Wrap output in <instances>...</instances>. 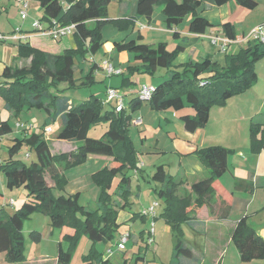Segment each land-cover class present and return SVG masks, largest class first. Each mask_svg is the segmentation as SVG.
<instances>
[{"label": "trees", "instance_id": "16d2710c", "mask_svg": "<svg viewBox=\"0 0 264 264\" xmlns=\"http://www.w3.org/2000/svg\"><path fill=\"white\" fill-rule=\"evenodd\" d=\"M37 1L42 9L40 22L44 25L48 26L51 20H55L61 25L75 26L72 34L74 46L59 54H52L34 48L28 42H20L17 44V59L29 60V65L4 66L1 71L0 100L3 110L8 111L11 117H16L22 111L37 109L44 112L45 118L40 127L41 133L25 132L13 138L7 149L8 159L0 164L6 189L22 187L25 192V200L13 212L7 213L0 208V253L5 254L8 263L23 262V222L33 214H42L49 218L53 229L67 228L72 231L62 237L65 248L62 243L58 244L56 264H74L72 257L82 237L89 241L90 247L81 257V264H112L108 257L95 248V244L116 239L115 233H119V236L122 234L119 229L123 222H118V214L130 207L133 195L129 172L141 173L128 134L129 124L132 114L143 102L137 99L136 93H131L133 97L128 102L129 108L115 112L112 104L107 109L95 95L74 103L60 94L58 87L64 84L66 89L75 90L95 83V67L92 63L85 75L75 78L77 62L99 53L103 46L101 32L107 25L123 32L132 26L135 18H144L149 22L159 9L168 30L190 16L189 33L204 34L212 25L201 14L202 11L197 12L202 3L222 6L234 2L251 10L256 2L136 0L134 18L110 19L107 8L113 0H63L64 5L61 0ZM221 28L226 36L235 38L231 24L225 23ZM176 36L174 32L173 37ZM181 50L179 46L168 50L165 43L145 44L141 37L112 43L114 53L125 52L128 58V66L120 75L122 87L133 85L129 79L132 76L152 77L157 69H164L165 78L153 86L154 91L146 104L156 112H178L190 108L193 114L181 116V121L184 129L192 133L207 124L211 107L224 105L226 100L242 94L255 84L254 65L264 58V45L249 41L236 53L227 52L222 67L207 57L196 63L174 65ZM58 118L61 126L56 139L82 144L68 153L53 155L43 130ZM100 122L107 124L104 134L97 139L88 137L90 129ZM13 131L9 120L0 118V137ZM249 145L254 154L264 151V123L260 122V117H255L250 123ZM23 146L33 152L36 158L29 165L11 159ZM194 154L208 169L207 178L188 184L182 178L171 175L162 164L157 165L150 176V180L158 185L153 191L163 205L154 220H162L172 233L173 260L169 264H198L199 257L185 243L182 230L183 227L192 230L193 213L196 210L207 206L209 214H212L217 195L218 216L225 219L230 212L231 194L220 181L228 168L230 150L211 146L196 149ZM90 155L106 156L111 161L105 168L92 174L91 179L99 189V196L92 205L83 206L79 203V193L66 194L64 171L84 164ZM46 176L51 184L46 181ZM130 220L146 221L141 211L131 213ZM32 233L33 238L39 241V233ZM231 241L241 263L264 258V240L248 225L246 217L236 223L231 232ZM136 255L137 259L141 258V250Z\"/></svg>", "mask_w": 264, "mask_h": 264}, {"label": "crops", "instance_id": "0c3cea01", "mask_svg": "<svg viewBox=\"0 0 264 264\" xmlns=\"http://www.w3.org/2000/svg\"><path fill=\"white\" fill-rule=\"evenodd\" d=\"M135 1L136 0H113L112 2H115V11L114 16L110 19L134 18ZM254 1L256 2V6L251 10L244 9L234 2H229L222 6H215L208 2L202 3L197 9V12L202 11L201 14L204 15L212 25L204 34L189 33L188 24L191 19L190 16H187L181 24L174 27L172 30H168L165 27L164 18L159 9L155 11L149 22L144 18H135L132 26L123 32L115 31V28L112 27V36H109L112 42L106 45L103 44L98 54L88 57L82 62L78 61V68L75 74L77 73V78L85 75L88 71L85 68L86 62L89 61L90 64L92 63L95 67V72L93 74L95 83L96 79H98V75L96 74L99 72L106 77L107 83L104 84L103 94L105 95L106 89L110 87L119 89L124 95L125 108H129L128 102L133 97L131 93H136L142 85L155 86L156 84H152L147 79H138L136 75L132 76L129 79L133 85L128 87V89L135 87L136 83L140 84L137 86V91L130 90L128 98H126L127 92L125 91L127 89L122 87V77L120 75L115 76L116 78L112 76L108 77L100 67V62L105 60L111 62L115 67L121 68L122 71L128 66V58L125 52L114 53L112 51L113 42L141 37L142 43L145 44L165 43L168 50H173L176 46L181 47L182 50L176 58L179 60L177 65H182L187 62H200L207 57L211 58L212 61L222 67L225 64L226 53L221 52L218 47L212 45L210 43V37L225 36L221 28L225 23H229L233 26L235 37H245L252 28L263 25L264 0ZM11 8L18 10L20 16V7L16 0H0V19L2 16H6L7 13H9ZM39 13L41 14V18L42 9L38 1L31 0L28 3L26 19L23 20L20 16L22 22L19 26H9L6 22L7 26H0V32L12 34L16 29H19L23 37L21 42H28L32 47L45 52L50 51L49 53L52 54H59L63 50L68 49L65 48V46H54L52 48L53 50H45L38 46L37 37L44 36L37 34L30 26L31 23L35 21V16ZM28 19L31 20V23L26 26L25 23ZM38 21H40V19ZM174 32L177 33L176 37H173ZM17 44L18 43L0 45V50H2V54L9 53L11 48L17 49ZM245 45L246 44L231 47L230 53H236L241 47H245ZM16 55V52L12 54V60L10 61L12 62L11 65L10 63H6V61H0V74L4 66L21 67L22 64L27 63L24 60L18 62ZM255 64V84L242 94L230 98L224 104V107H213L210 109L208 122L203 128L197 129L192 133L184 129L181 116L193 114V111L188 107L179 112L174 110L156 112L152 111L146 103H142L132 114V119L129 124V127H134L138 132L140 146L137 150V161L141 173L136 174L133 172V174L142 179L144 169H151L154 171L157 165L162 164L171 175L182 178L188 184H191L209 176L208 169L194 154L196 149L221 146L230 150L227 159L228 168L226 170L228 175L225 172L220 178L224 189L231 194L229 204L230 212L227 218L221 219L218 216L219 199L217 195L215 197L216 201L214 203L215 205H213L214 212L212 214H209L207 206H203L193 213L191 231L194 232L195 235L203 237L202 246L195 244L197 250L191 247L194 255L199 257L198 264H264V258L262 260L241 263L234 246L229 255L230 257L227 258V251L232 244L231 232L238 220L242 217H246L248 225L264 240V151L254 154L250 150L249 145V127L251 121L255 119V117H260V122L264 123V58L260 59ZM135 119H140V123L133 125L132 121ZM58 122L60 128L61 120L59 118L55 123ZM16 124H19L20 127H16ZM15 127L20 136L25 132L30 133L28 132V127L21 121L16 122ZM48 127L50 128V126ZM24 129H26V131H23ZM88 137L97 139L95 136L89 134ZM45 140L47 142V138H45ZM68 143H61L70 147L64 153L73 151L82 144L80 142ZM51 154L53 153L51 152ZM169 154L175 161L172 165L161 162ZM231 158L233 160L232 163L230 162ZM110 161L111 158L109 157L93 155L88 156L86 163L90 164L91 169H102L105 168ZM76 172L77 171H74V169L64 171V176L67 181L65 192L68 195L79 193L81 197L82 188H79V184L72 183L80 178V176H74ZM96 172L98 171H88L85 178L88 180L89 175ZM136 182H138V179H136ZM93 188L95 192H97L98 189L95 187ZM158 214L159 213H156V215ZM130 217L131 216H128L127 219H130ZM145 220L146 222H153L154 219L145 217ZM118 222H122L119 221V214ZM157 222H155V224ZM33 232L36 231L33 230ZM124 232L129 231L125 230L121 233ZM71 233L72 231L67 228L57 230L56 240L50 242V245L55 248L54 254H41L40 256H34L32 259H25L20 263H8L6 262L5 254L0 253V264H56L58 244L62 243L61 240L64 234ZM118 238L117 236L115 244ZM75 264H81V262Z\"/></svg>", "mask_w": 264, "mask_h": 264}, {"label": "rangeland", "instance_id": "374dc122", "mask_svg": "<svg viewBox=\"0 0 264 264\" xmlns=\"http://www.w3.org/2000/svg\"><path fill=\"white\" fill-rule=\"evenodd\" d=\"M115 2H110L107 8V15L109 18L114 16ZM19 11L11 8L9 13L7 15L2 16L0 19V26H7V23L9 26H19L22 22L19 16ZM41 14L35 16V20L40 19ZM29 17V16H28ZM7 22V23H6ZM31 20L28 19L25 23L26 26L30 25ZM13 24V25H12ZM44 24V23H42ZM31 28V26H30ZM112 26L107 25L103 28L101 34H102V41L103 44H109L112 42V39L109 38V36H112ZM115 31H118L115 29ZM121 32V31H119ZM72 35L63 38L59 41L53 42L48 37H37L38 46L45 50H53L52 48L54 46L63 47L65 48H72L74 45L72 40ZM4 49V48H3ZM16 52V48H11V51L9 53H3L2 50H0V61H6V63L12 64L10 62L12 60V54ZM50 52V51H49ZM17 58V55H16ZM177 58V57H176ZM22 59H18L17 61H21ZM27 63H24L21 65V67H27L29 65V60H25ZM102 62V61H101ZM100 62V65H101ZM15 63V61H14ZM179 63L178 59L174 60V65H177ZM16 64V63H15ZM8 65V66H10ZM256 66V64H255ZM86 70L89 71L90 69V62H86ZM85 70V71H86ZM87 71V72H88ZM259 71V70H258ZM98 79H96V83H94L92 86L87 88H79L75 90H69L66 89V86L64 84L60 85L58 87L59 93L68 97L72 102L77 103L81 100H86L90 95H95L98 97L102 102L104 101V84H106L107 80L104 74L99 72ZM138 79H147L152 84H158L165 78V70L164 69H157L156 73L151 77L149 75H137ZM77 73L75 74V78H77ZM109 77V76H108ZM115 77V76H112ZM116 78V77H115ZM118 78V77H117ZM140 83H136L135 87H132V89H128L125 92L126 98H128L130 90L137 91V86ZM125 98V102H126ZM229 100V99H228ZM226 100V102L228 101ZM225 102V103H226ZM213 107H224L222 106H213ZM211 107L210 109H212ZM106 108H110V105H107ZM179 111H182L179 110ZM178 111V112H179ZM45 114L41 110L32 109L29 111H22L18 116L11 117L10 113L6 110H3L2 108V102L0 100V118L2 120H9L10 124L12 125L14 131L13 133L6 135L4 137H0V164L5 162L8 159V153L7 149L11 145V141L15 136H20V134L17 133L15 123L16 122H23L28 127V132H34V133H41L42 130L40 129L43 121H44ZM132 119V118H131ZM50 128L52 129L51 133H43V136L47 138V143L50 148V151L53 154H60L64 153L66 150H68L70 147L66 144L61 143H68L65 141H60L56 139V132L59 130V122L49 124ZM107 129V124L104 122H100L96 124L93 128L90 129L89 135L95 136L96 138L102 136L104 132ZM130 139H132L133 147L136 151L140 147L139 146V139H138V132L134 127H129L128 131ZM81 143V142H80ZM69 144V143H68ZM170 155V154H169ZM166 156L161 162H166L167 164H174V159L172 156ZM93 156V155H90ZM99 156V155H94ZM232 156V155H230ZM106 157V156H101ZM12 160L17 162H22L26 165H29L31 161H35V155L33 152H30L26 147H22L17 153H15L12 157ZM232 158L230 162L232 163ZM87 162V160H86ZM84 163L82 165H79L77 167L71 168L74 169V171H77L74 176L80 178L76 179L73 184H79V188H82V195L79 199V203L83 206H90L98 199L99 196V189L93 184L91 179V174L89 175V179L87 180L85 178L86 173L88 171H100L102 169H91L90 164ZM151 169H144L143 173V179L139 178L138 176H135L132 171L129 172V174L132 176V192L133 195L130 198L131 205L129 208H127L124 211L119 212V221H122L123 223L120 225L119 232L128 230L129 237L127 244L125 245V248L122 252H118L116 250V244H115V238L108 242H98L95 244V248L102 252L105 257H108L112 264H169L172 263L173 260V241H172V233L171 229L168 225H166L162 220L158 219L157 221L153 220V223L157 222L154 225V237L153 242L148 244L146 246V239H147V232L150 229L152 222H142L140 220H130L127 219L128 216H131V213H136L139 211H142L143 209L148 208L152 203L157 202L159 205L156 207V213H159L162 210V201H160L153 191L155 187L158 185L150 180V176L152 174ZM89 174V173H88ZM228 175V172H226ZM75 177V178H76ZM118 179V178H117ZM136 179H138V182H136ZM46 181L48 184L50 183L49 178L46 176ZM94 185V186H93ZM97 188V192H95L94 188ZM23 188H16L13 190H8L5 187V178L3 176L2 171L0 170V208L2 207L3 210L7 213H11L19 206L21 203L25 200V194H24ZM216 197V196H215ZM93 200V201H91ZM13 201V205L10 206L7 204V202ZM127 219V220H126ZM125 220V221H123ZM125 222V223H124ZM35 230L40 235L39 241H36L32 235H34L32 232ZM183 238L185 243L189 246L194 248V250H197V247L195 244L202 246L203 245V237L197 236L192 232L189 228L183 227ZM22 236L24 241V249H23V255L24 260L25 259H32L34 256L37 255H44V254H54L55 248L54 246L50 245L51 241H55L57 237V229H53L50 226V221L47 216H44L42 214H33L30 218L24 220L23 226H22ZM119 236V233H115V237ZM63 248L66 247L65 243L61 244ZM90 243L89 241L82 237L79 241V244L73 254L72 262L80 263L81 262V256L85 254L89 249ZM233 244H231L229 250L227 251V258H229L231 250L233 249ZM201 248V247H200ZM141 250L142 252V258H136V253ZM23 260V261H24Z\"/></svg>", "mask_w": 264, "mask_h": 264}, {"label": "built area", "instance_id": "2783aa9c", "mask_svg": "<svg viewBox=\"0 0 264 264\" xmlns=\"http://www.w3.org/2000/svg\"><path fill=\"white\" fill-rule=\"evenodd\" d=\"M29 1L31 0H16V2L20 7V16L23 20L26 19L27 17V7ZM61 1L62 4L64 5L63 0ZM31 28L37 34L44 37H48L53 41H58L63 38H66L72 35L73 32L75 31L74 25H61L57 23L55 20H51L48 26L43 25L38 20H35L31 23ZM22 40L23 37L21 36L19 29H16L12 34H4L0 32V45L20 43ZM249 41H257L258 43L264 45V24L252 28L245 37L229 38L226 35L222 37H218V36L210 37V43L218 47V49L224 53L230 52V49L233 46L246 44ZM100 67L102 68L104 73L109 77L119 76L122 74L121 68L115 67L111 62L107 60L103 61ZM153 91H154V87L152 85H142L136 92V97L140 102L147 103L151 98ZM104 96L105 98L104 101L102 102L103 105L112 104L114 106L115 112H120L121 110L125 109L124 95L119 89H115L111 87L107 88ZM139 123H140V119H135L132 121L133 125H137ZM16 127H20V125L16 124ZM50 132L51 129L49 127H46L43 130V133H50ZM7 204L12 206L14 203L13 201H9L7 202ZM158 205L159 204L157 202L152 203L148 208L143 209L141 211V214L145 217H151L152 219H154L156 217V207ZM128 237H129L128 232H124L119 236L118 241L116 243V250L118 252L123 250L124 245L128 241L127 240ZM153 237H154V223L152 222L147 236L148 244L153 242Z\"/></svg>", "mask_w": 264, "mask_h": 264}]
</instances>
